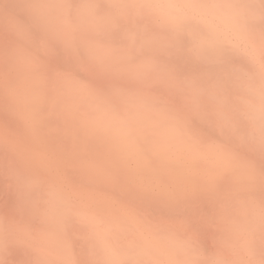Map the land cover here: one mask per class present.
Segmentation results:
<instances>
[{
  "label": "clouds",
  "instance_id": "1",
  "mask_svg": "<svg viewBox=\"0 0 264 264\" xmlns=\"http://www.w3.org/2000/svg\"><path fill=\"white\" fill-rule=\"evenodd\" d=\"M0 264H264V0H0Z\"/></svg>",
  "mask_w": 264,
  "mask_h": 264
}]
</instances>
